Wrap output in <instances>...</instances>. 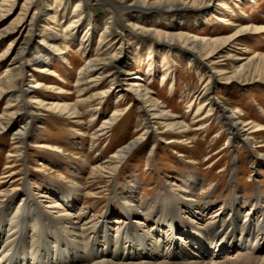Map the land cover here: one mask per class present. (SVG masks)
Wrapping results in <instances>:
<instances>
[{
    "label": "rangeland",
    "instance_id": "rangeland-1",
    "mask_svg": "<svg viewBox=\"0 0 264 264\" xmlns=\"http://www.w3.org/2000/svg\"><path fill=\"white\" fill-rule=\"evenodd\" d=\"M79 1L72 0L67 6L65 11L68 15L62 12L54 15L56 24H52L40 15L45 4L54 6V0H36L30 15L24 20L25 28L19 31V37L29 39L30 47L23 61L26 69L22 72L20 87L11 94L20 96L16 104L22 106L32 99L34 110L28 112L26 106L21 109L19 119L30 123V131H26L22 143L14 139V130L22 125V121L16 120L13 129L0 135V192L8 194L9 198L16 197L11 203L7 197H0V205L5 202L18 207L25 202L23 184L26 182L36 196L27 201L29 205L36 201V205L45 207L49 205V197L59 202L60 194L68 191L73 200L69 205L82 208L88 217L98 220L108 212L106 218L115 224L112 225L113 230L124 222L123 205H127L128 210L135 205L142 208L144 211L137 208L136 211L143 215L131 214L132 220L150 228L154 222L145 215L153 205H168L170 199L176 200L187 220H191V213L182 205H210L206 206L209 214L200 222L202 225L195 221L202 227H210L211 222L218 219L228 220L231 216L228 205L234 204L239 209L240 222H248L250 218L260 221L261 209L264 208V131H255L264 128V82L242 83L235 77L228 84L222 78L233 77L244 65L246 74L252 67L247 64L248 60L255 58L251 63L254 66L258 63L256 56L264 55V31L255 30L264 27V0H200L199 3L208 4L202 11L186 8L164 12L157 8L144 21L135 19V15L129 18L122 10L114 13L103 0H85L81 3L84 22L74 30V36L69 37L68 34L73 32L67 31L69 14ZM23 2L19 0L16 14ZM123 5L127 6L129 2ZM54 9L60 11L56 6ZM207 9L211 12H205ZM177 15L182 19H176ZM32 16H35L34 20H30ZM138 23L146 29L180 31L199 37L227 36L248 26L249 31L240 33L216 53V64L212 66L226 74L216 76L211 82L209 98L217 97L216 103L231 109L235 119L249 122L250 125L244 129L254 134L255 140L244 139L239 143L230 139L226 127L217 119L218 114L207 106L209 101L203 91L211 67L207 65L199 69L196 61L183 58L186 52L182 51L179 57L176 53L157 48L151 37H143L146 35L136 32L130 25ZM107 26L114 30L110 44L123 48L121 57L126 61L123 65L115 64L112 69L119 68L124 80L132 78L144 85L148 91L145 102L164 106L166 115L162 119H150L155 107L146 104L139 107V101L125 92V82L110 85L109 80L96 86L80 83V74L86 70L87 64L97 59L108 44L101 41L100 35ZM27 27L33 28L27 30ZM86 32L87 37L84 36ZM15 35L0 42V54L5 52ZM83 37L86 38L84 42L81 41ZM41 40L47 42L48 47H43ZM53 46L62 53L56 56ZM149 46H153L152 49ZM18 47L11 44L9 53ZM83 47L88 48L85 50ZM7 66L5 61L0 64V78L6 73ZM43 69L47 70L46 74L39 73ZM32 73L35 80L40 81V87L31 80ZM163 75L167 78L161 82ZM87 78L90 79L89 76ZM44 85H51V90L45 91ZM84 89L88 92L82 95ZM106 90H109L107 98L102 100L98 97L97 101L92 99L90 103L77 105L78 118L45 111L48 107L44 106L53 102L80 103L78 97L81 92L80 98L88 100L92 94ZM64 92L68 94H61ZM11 97L9 94L0 98V113L7 101L13 99ZM39 102L43 105L40 106ZM98 104L100 110L95 112ZM201 104L204 106L197 115ZM143 111L148 112L146 116ZM114 113L117 121L101 130V125ZM167 117H175L182 124L166 128ZM146 132L148 139L130 150L118 172L108 175L104 171L98 179L90 177L92 168L110 161L120 147ZM229 252L234 253L232 257L240 255L235 253L236 250ZM262 254L264 252L254 255L248 251L245 255L254 258ZM224 256L223 262L226 261Z\"/></svg>",
    "mask_w": 264,
    "mask_h": 264
},
{
    "label": "bare ground",
    "instance_id": "bare-ground-1",
    "mask_svg": "<svg viewBox=\"0 0 264 264\" xmlns=\"http://www.w3.org/2000/svg\"><path fill=\"white\" fill-rule=\"evenodd\" d=\"M199 1L200 0H189V2L185 3L186 1L183 2V0H103L104 4L113 10L114 13L122 10L128 14L129 18L135 15V19L139 21L146 20L150 13L157 11V8H162L164 12L183 11L186 8L202 11L208 4L204 2L199 3ZM35 2L36 0H24L17 14L16 9L19 0H2L0 2V42L3 43V41L11 35L16 34V37L9 43L5 52L0 54V64L4 61L8 62V66L5 69L6 73L3 74V78H5H0V98L9 94L10 97L13 96L11 93L16 92L20 87L22 72L26 69V65H24L23 61L30 44L26 36L19 37L18 34L21 29L25 28L24 20L30 15L29 13ZM71 2L72 0H54L53 7L50 6V4H45V8L43 9L44 12L40 16L47 21H51L52 24H56L54 15L60 12L64 15H68L65 9ZM127 2H129V5H123ZM81 3H85V0H80L75 4L73 12L69 14L70 22L67 26V31H73L68 34L69 37H73L75 34L74 30H78L84 22V17L81 13ZM55 6L60 9L59 12L55 11ZM138 7L140 9H138ZM205 12H211V10L207 9ZM110 14H113L112 11ZM34 19L35 16H32L30 20ZM176 19L180 20L182 18L178 16ZM221 21L222 20H220V22ZM139 24L140 23L130 25L136 32L146 35H143V37H151V42L157 44V48L164 49L170 53H176L178 56L182 51L186 52L187 55H183V58L185 57L189 61H196V65L199 69H204V66L207 65L210 66L211 71L207 72L209 75L207 76L203 91L204 97L209 101L207 106L213 108L218 114V117H216L226 127L230 139L238 141L239 143L240 141L244 142V139L249 141L255 140L253 138L254 134H250L248 133L249 130L244 129L250 125L249 122L235 119L234 112L231 109H226V107H221L216 103L218 100L217 97L209 98V86L211 82L217 78L216 76L222 75L223 77L226 74L223 71L215 70L214 66H212L216 64V53L230 41L236 39L238 35H241L240 33L249 31L250 28L247 26L244 29L242 28L243 30L227 36L199 37L194 34L190 35L189 33L180 31L146 29L144 25L141 24V26ZM87 25L88 28H91L89 24ZM30 28L33 27H27V30H30ZM255 30L264 31V27ZM113 34L114 30L108 26L100 33L101 41L108 44H106V48L100 52L101 54L97 59L91 60L87 64L86 70L80 74L82 80L80 83L85 82L96 86L102 81L110 80V85H115L114 83L122 81L125 82V86L127 87L125 88V92L131 93L133 95V100L139 101V107H142L143 104L148 105V101L145 102L148 91L144 85L140 84V82H134L132 78L124 80L119 68L116 67V70L114 68L112 69V67L117 64L123 65L126 62L121 57L123 48L115 47L112 43L110 44V40L113 39ZM84 36L87 37V32ZM17 37L19 38L14 40ZM85 40V37L81 39L82 42ZM11 44H17L19 47L15 49L16 51L13 50L9 53ZM40 44L43 47H48V43L44 40H41ZM53 47L55 48L53 52L54 54L56 53V56L62 53L59 52L57 46ZM152 47L153 46H149L148 48L152 49ZM84 48L86 50L88 47H83V49ZM254 59L255 58H253V60L249 59L247 63L249 67L252 65L251 68L248 67L251 71H246L247 73L244 74V65L241 66L240 70L235 72L233 77H224L222 80L227 81L226 83L229 84L232 83L231 81H233L235 77H238L242 80V83L253 84L264 82V79H262L264 75V55L256 56L258 65L254 64L253 66L251 63L254 62ZM62 61L66 63L65 60ZM150 66L152 67V64H150ZM149 71L151 70L149 69ZM27 72H29V69ZM39 73L46 74L47 70H40ZM34 76V73H32L31 80L37 83L36 87H40V81H36ZM88 76L90 79L87 78ZM126 76H129V74ZM166 78L167 75H163L161 77V82ZM87 79L89 80L87 81ZM50 86L51 85H44L43 87L45 91H48L52 88ZM234 86L235 85H233V87ZM91 87L93 88V86ZM84 91L85 89L82 90V92ZM108 91L109 90L92 94L88 100H82V98H80L81 92L78 97L80 103L76 101L72 105L67 103H55L52 101L53 103L44 106L48 107L45 111L49 110L61 115L65 114L78 118L79 115L76 112L77 105H81V103H90L92 99L97 101L98 97H101L103 100L108 97ZM86 92L88 91L86 90ZM86 92L82 95H85ZM65 93L67 92L61 94ZM124 94L126 95V93ZM124 94H122V96H125ZM19 97V95L11 97L13 99L7 101L6 106L0 113V135L13 129L16 126V120L19 122L22 121V125L14 130V139L22 143L26 131L30 128V123L26 119H19V115L24 106H26L28 112L31 113L34 110V106L32 104V99L23 106L16 104ZM30 98L34 97L31 96ZM154 99L155 98H153L152 101ZM99 103L102 104V102ZM39 104L40 106L43 105L41 102H39ZM96 106L95 112L100 110V107H98L99 104ZM148 106L152 108L155 107V112L152 113L153 116L150 119L160 120L166 115L164 106L158 103L151 104L150 101ZM203 106L202 104L199 106V110L196 112L197 115L200 113ZM147 113V111H143L144 116H146ZM208 115L209 114L206 116ZM116 116L117 114L114 113L107 119L104 124L101 125V130L107 129L108 125L117 121L115 118ZM165 120L167 123L164 127L169 129L176 128L182 124V122L175 117H167ZM186 128L187 125H185V129ZM146 129H148V127H146ZM257 131H264V128L258 129L255 132ZM147 133L148 132L142 134L138 139L133 140L124 147H120L111 157L110 161H106L98 167L92 168L93 170L90 177L98 179L103 175L101 173H104V171L108 175L118 172L120 168L119 165L127 159L130 150L148 139L149 136ZM246 145H248V143H246ZM257 157L260 158V156ZM23 185L25 202L18 207L12 205L13 203L7 205L5 202L0 205V264H264V254L254 258L245 255L248 251L253 252L254 255L264 252V208L261 209L262 219L260 221L250 218L248 222H240L239 209H237L235 204L228 205L231 213L228 220L218 219L219 221H212L210 227H206L205 225L202 227L199 225H202L201 223L209 214V208L207 209L206 206L209 207L210 205L204 204L203 207H198L196 204L190 205V203L189 205H182L184 210L188 209L191 213V220H187L186 217H183V212H181L182 209L180 205H177L176 200L170 199L168 205H153L151 211L145 215L149 220L154 222L149 228L139 221L135 222L132 220L133 216L131 214L137 215L138 217L143 215L139 212L144 211L142 208L135 205L131 206L133 209L128 210V206L123 205L124 222L116 230H113L112 225L114 223L106 218L108 212L102 219H98L99 221L92 219V216L88 217V215L81 210L82 208L78 209L69 205L73 200L67 193L68 191L64 194H60L61 196L58 198L59 202L49 197L47 198L49 205L45 207L36 205V201H34L33 205H31V203L29 205V199L35 198L36 196L31 192L30 186L27 185L26 182H24ZM14 191L15 190L12 192ZM65 191L66 190H64V192ZM0 197L5 199L7 197L10 203L16 199V197L11 198V196L9 198L8 194L4 192H0ZM28 200L29 202L27 203ZM136 208L139 211H136ZM147 210L148 208H145V211ZM195 221H197L199 225H197ZM179 232H181L182 235H179ZM180 236L183 238L180 239ZM256 246L257 248H255ZM233 249H236L237 251L235 253L240 255L232 257L234 253L223 252L224 250ZM223 255H225L224 259L226 257V261L224 262L222 261Z\"/></svg>",
    "mask_w": 264,
    "mask_h": 264
}]
</instances>
